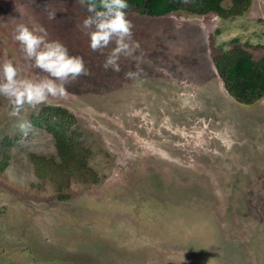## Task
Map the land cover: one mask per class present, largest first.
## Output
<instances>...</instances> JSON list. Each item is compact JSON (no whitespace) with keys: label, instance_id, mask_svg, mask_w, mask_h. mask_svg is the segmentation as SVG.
<instances>
[{"label":"rangeland","instance_id":"rangeland-1","mask_svg":"<svg viewBox=\"0 0 264 264\" xmlns=\"http://www.w3.org/2000/svg\"><path fill=\"white\" fill-rule=\"evenodd\" d=\"M88 15L77 0H0V63L45 75L13 40L23 23L90 72L26 107L27 135L0 97V264H264V94L236 101L211 62L232 48L264 57V0L227 18L127 12L139 81L125 79L129 58L103 69L114 45L91 50Z\"/></svg>","mask_w":264,"mask_h":264},{"label":"clouds","instance_id":"clouds-1","mask_svg":"<svg viewBox=\"0 0 264 264\" xmlns=\"http://www.w3.org/2000/svg\"><path fill=\"white\" fill-rule=\"evenodd\" d=\"M86 6L89 15L83 20L82 27L87 30L89 47L93 52H100L114 45L107 53L102 64L104 70L120 73L121 56L135 62V70L125 72L127 80L139 81L143 76L140 67L143 54L139 42L133 39V27L128 19V0H77ZM186 2V0H185ZM55 14L49 13V19ZM13 40L20 46L25 61L39 69L45 75L27 78L20 74L11 59L0 63V97L11 106L10 115L17 117L19 130L24 134L31 129L29 121L20 116L26 107L35 109L45 104L50 97H64L67 85L81 76L90 75L83 57L72 56L67 47L58 40H49L44 28L30 29L27 25L17 24L13 32ZM211 261V260H210ZM209 261V262H210Z\"/></svg>","mask_w":264,"mask_h":264},{"label":"trees","instance_id":"trees-1","mask_svg":"<svg viewBox=\"0 0 264 264\" xmlns=\"http://www.w3.org/2000/svg\"><path fill=\"white\" fill-rule=\"evenodd\" d=\"M223 1L128 0L127 12L161 16L173 11H186L197 15L213 13L220 18H227L241 14L250 3V0H229V4L223 6ZM96 2L98 3V0ZM211 62L223 88L236 101L250 104L264 94V57L254 61L247 51L232 48L221 53L218 58H211ZM56 147L62 161L75 158L74 149L62 140L57 139ZM78 162L75 160L72 163L76 165ZM34 165L37 166L35 160ZM80 166L81 164L77 168Z\"/></svg>","mask_w":264,"mask_h":264},{"label":"water","instance_id":"water-1","mask_svg":"<svg viewBox=\"0 0 264 264\" xmlns=\"http://www.w3.org/2000/svg\"><path fill=\"white\" fill-rule=\"evenodd\" d=\"M213 65V64H212ZM215 70V69H214Z\"/></svg>","mask_w":264,"mask_h":264}]
</instances>
